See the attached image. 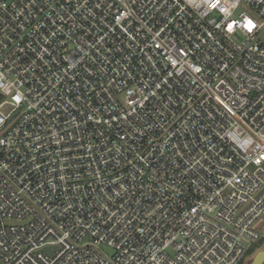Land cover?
<instances>
[{"label":"built area","instance_id":"built-area-1","mask_svg":"<svg viewBox=\"0 0 264 264\" xmlns=\"http://www.w3.org/2000/svg\"><path fill=\"white\" fill-rule=\"evenodd\" d=\"M253 247L264 0H0V264H242Z\"/></svg>","mask_w":264,"mask_h":264},{"label":"water","instance_id":"water-1","mask_svg":"<svg viewBox=\"0 0 264 264\" xmlns=\"http://www.w3.org/2000/svg\"><path fill=\"white\" fill-rule=\"evenodd\" d=\"M49 249H44V252H48ZM264 262V252L258 251L255 253L254 257L252 258L249 264H263Z\"/></svg>","mask_w":264,"mask_h":264},{"label":"rangeland","instance_id":"rangeland-1","mask_svg":"<svg viewBox=\"0 0 264 264\" xmlns=\"http://www.w3.org/2000/svg\"><path fill=\"white\" fill-rule=\"evenodd\" d=\"M241 39V38H240ZM102 250L106 253L111 255V253L113 252V250L105 245L102 246ZM255 253L250 254L247 259H245V261L242 264H249L252 260V258L254 257Z\"/></svg>","mask_w":264,"mask_h":264},{"label":"trees","instance_id":"trees-1","mask_svg":"<svg viewBox=\"0 0 264 264\" xmlns=\"http://www.w3.org/2000/svg\"><path fill=\"white\" fill-rule=\"evenodd\" d=\"M254 248H256V247H253V248H251V250H250V253H249V254H252V253H253V251H254Z\"/></svg>","mask_w":264,"mask_h":264},{"label":"flooded vegetation","instance_id":"flooded-vegetation-1","mask_svg":"<svg viewBox=\"0 0 264 264\" xmlns=\"http://www.w3.org/2000/svg\"><path fill=\"white\" fill-rule=\"evenodd\" d=\"M263 264H264V262H263Z\"/></svg>","mask_w":264,"mask_h":264}]
</instances>
